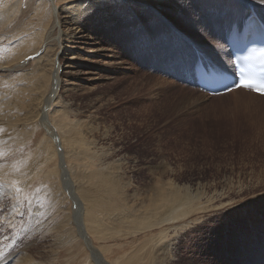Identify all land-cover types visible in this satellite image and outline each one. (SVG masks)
<instances>
[{"label":"rangeland","instance_id":"obj_1","mask_svg":"<svg viewBox=\"0 0 264 264\" xmlns=\"http://www.w3.org/2000/svg\"><path fill=\"white\" fill-rule=\"evenodd\" d=\"M21 1L0 7V264H96L89 244L107 264H264V96L187 77L198 57L221 63L210 40L249 10L264 20V0H194L207 35L176 0H90L80 21L89 0ZM35 26L51 27L44 97L59 65L42 110L60 147L38 121L44 97L30 102L43 59L4 57L37 50Z\"/></svg>","mask_w":264,"mask_h":264},{"label":"bare ground","instance_id":"obj_2","mask_svg":"<svg viewBox=\"0 0 264 264\" xmlns=\"http://www.w3.org/2000/svg\"><path fill=\"white\" fill-rule=\"evenodd\" d=\"M19 1H21V0H0V7H4V6H6V15L7 16H9V13H10V11H11V9L13 10V11H17L18 9H20V4H18L19 3ZM51 1H53V0H51ZM8 2H11V8H9V7H7V3ZM22 2V1H21ZM14 5V6H13ZM53 6V5H52ZM64 9H65V7H64ZM5 10V9H4ZM57 11H58V9H57ZM1 13H2V10H1ZM3 14V13H2ZM52 14H53V16H54V22H53V25H51L52 27L53 26H56L57 25V13H56V9H54L53 7H52ZM252 14V12H251V10H249L244 16H245V18L246 17H248L249 15H251ZM254 17L255 18H258V19H260L259 17H257L256 15H254ZM244 18V19H245ZM247 19V18H246ZM234 21H236V19H233ZM233 20L231 21V22H233ZM261 20L264 22V20L261 18ZM246 20H243V22H242V24L245 22ZM242 24H240V26L242 25ZM48 30L49 31H47L46 32V35L44 34L43 36H41L42 35V30L40 29V28H38L37 26H35V27H32L31 28V31H30V33H29V35H28V37L30 38V39H33L34 38V41H35V38L38 36V39H37V42H41V44H40V47L37 49V50H35V51H33L32 53H29L28 55H27V53L30 51V50H32L33 49V45H30L31 44V42L29 41V43L30 44H28V43H23V42H20L18 45H16V46H14V49L15 50H12V51H8L7 53H2V54H4V57H6V61L9 63V62H11V61H13V60H17V59H19V58H22V60L18 63V64H16V66H18L19 67V65L20 66H22V65H24L25 64V61H27V60H30L33 56H35L38 60H41V59H43V56L44 55H42V53L43 54H45L44 52H46L45 50H46V45H47V43L49 42V34H50V30H51V27H50V29L48 28ZM41 39H42V41H41ZM36 42V43H37ZM59 53V52H58ZM39 56V57H38ZM48 56V55H47ZM45 57H46V55H45ZM45 59V58H44ZM44 59H43V61H39V65H40V68H36L34 71H35V73H33V74H35V75H38V77H36L35 78V76L33 77V83H34V89H33V87H32V89H33V91H35V89L37 90L36 92H40L41 90H43V91H41L39 94L37 93H35V94H33L32 93V95H31V98H30V102L32 103V108H36L35 106L37 105V99H38V97L39 98H43L44 97V95H43V93H44V90H45V87H46V85H47V83H48V81H49V77H48V75H47V72H46V70H45V68H43V66H42V64H41V62H45L44 61ZM57 59V58H56ZM56 59H55V61H56ZM54 62V61H53ZM4 63H6V62H4ZM55 63V62H54ZM54 63H53V65H52V69H51V72H50V85L52 86L51 87V89H50V94L48 93V96H45L44 98H43V106H41L40 107V115H39V119H38V121L45 127V129H46V131H48L47 133H48V135L52 138V140H53V143H54V145H56V147L59 145V147H60V145H61V142L59 141V135H58V133H57V131H56V127L52 124V122H50V121H48V119H47V115L45 114V109L44 110H42L43 109V107H47V105L48 104H46V103H49L52 99H53V96H54V92H55V90L57 89V86H58V68H59V65H58V67L56 66V69H55V67H54ZM233 71H234V69H233ZM35 79V80H34ZM32 83V84H33ZM31 84V83H30ZM31 84V85H32ZM26 86V85H25ZM27 87V89H28V86H26ZM239 89H241V88H238V89H235L234 91H239ZM243 90H245V89H243ZM233 90H231V91H229L228 92V94L229 93H231V92H234ZM245 91H248V90H245ZM250 91H248V94L249 95H251V96H253V98L254 97H262V96H258L257 94H254V93H249ZM34 95V96H33ZM52 95V96H51ZM42 98L40 99V100H42ZM262 98H264V97H262ZM256 99V98H255ZM257 100H258V98H257ZM263 101V100H262ZM29 102V103H30ZM38 103H39V101H38ZM30 105V104H29ZM33 105H35V106H33ZM30 108V107H29ZM35 110V109H34ZM31 112V111H30ZM34 114V113H33ZM36 114H39V113H36ZM29 119V118H28ZM37 119V118H36ZM32 121V120H31ZM33 122H34V120H33ZM32 122V123H33ZM60 122V121H59ZM36 124V123H35ZM37 126V125H36ZM25 128V127H24ZM24 134V133H23ZM22 134V135H23ZM58 142V143H57ZM71 144V143H70ZM61 149V148H60ZM56 150V149H55ZM56 154V153H55ZM60 158V157H59ZM64 166V165H63ZM59 168L61 169V165H60V163H59ZM64 168V167H63ZM64 171V170H63ZM61 173H62V169H61ZM64 180V179H63ZM67 182H68V184H69V181L67 180ZM70 185V184H69ZM71 187V186H70ZM69 187V188H70ZM72 189L70 188V191L67 189V191H66V193H67V195L72 199V201L74 202V200H73V198H72ZM77 199V198H76ZM78 200V199H77ZM79 201V200H78ZM76 208V209H75ZM79 210V208L78 207H76V205L75 204H73V211H74V213H76L77 211ZM73 218V217H72ZM79 225H80V223H79ZM87 248L89 249V251H90V254H91V257L93 258V261L96 263V264H107L106 262H104L102 259H101V257L99 256V254L95 251V250H93L92 248H91V245L89 244L88 246H87Z\"/></svg>","mask_w":264,"mask_h":264},{"label":"snow or ice","instance_id":"obj_3","mask_svg":"<svg viewBox=\"0 0 264 264\" xmlns=\"http://www.w3.org/2000/svg\"><path fill=\"white\" fill-rule=\"evenodd\" d=\"M202 3L208 4L210 0H201ZM80 4H84L85 0H80ZM176 3L179 8L189 13L194 21H197V27L199 31L207 35V29L204 23H201V11L199 5L194 2V0H176ZM91 9V10H90ZM94 11V8L91 7L90 0L88 2V6L82 7L80 11L77 13L76 19L77 21L83 20L87 16L91 15ZM210 43L216 50L217 55L220 58L221 63H207L205 64L203 61H198L194 66V72L196 76L204 81L205 87H213L214 85H222L225 90H230L233 85L228 84L226 81L232 75V68L234 66H230L228 61L223 59L222 53H224V49L226 47V41H223L221 38L211 39ZM226 54V53H224ZM261 56L264 57V52L261 53ZM231 57H229V60ZM236 87L242 88H251L252 84L247 80H239L233 82ZM256 91L264 94V88L255 89ZM16 191H20L19 188H16ZM204 221H190L184 227V229L177 235H175L169 242L171 245H176L179 242V238L186 233L191 232L193 228L197 225H201ZM174 259L171 261V264H181L179 258L173 254ZM4 258V253L0 252V259Z\"/></svg>","mask_w":264,"mask_h":264},{"label":"water","instance_id":"obj_4","mask_svg":"<svg viewBox=\"0 0 264 264\" xmlns=\"http://www.w3.org/2000/svg\"><path fill=\"white\" fill-rule=\"evenodd\" d=\"M59 153H60V151H59ZM62 156L60 155V158H59V163H60V165H61V169H62V171L64 170V166H63V159L61 158ZM66 186L67 187H69V185H68V182H67V180H66ZM76 209V208H75ZM75 215H76V218H75V221H77V223H78V225H79V223H81V219H80V211L78 210L76 213H75ZM80 227H82V225H79ZM82 231V233H84V231L83 230H81ZM84 235V234H83Z\"/></svg>","mask_w":264,"mask_h":264}]
</instances>
